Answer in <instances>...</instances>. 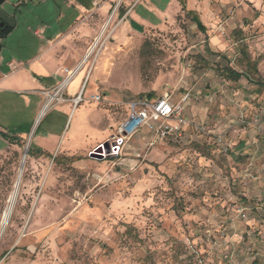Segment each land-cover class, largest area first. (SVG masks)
<instances>
[{
    "label": "rangeland",
    "instance_id": "1",
    "mask_svg": "<svg viewBox=\"0 0 264 264\" xmlns=\"http://www.w3.org/2000/svg\"><path fill=\"white\" fill-rule=\"evenodd\" d=\"M26 1L0 4L18 26L0 47L3 65L31 50L20 47L31 40L28 25L62 28L53 0ZM134 6L87 53L88 89L59 147L114 134L129 102L151 92L184 106L182 135L152 145L142 129L122 155L92 148L76 162L29 156L36 130L59 136L66 118L44 100L35 122L34 94L0 91V129L21 138L0 133V228L23 165L0 264H264V87L222 75L258 60L264 79V0H128L125 8Z\"/></svg>",
    "mask_w": 264,
    "mask_h": 264
},
{
    "label": "crops",
    "instance_id": "2",
    "mask_svg": "<svg viewBox=\"0 0 264 264\" xmlns=\"http://www.w3.org/2000/svg\"><path fill=\"white\" fill-rule=\"evenodd\" d=\"M29 1L32 3L37 2L41 5L46 0ZM53 1L59 8L57 22L62 28L53 30L51 25L42 19L35 23L36 25H32L35 26L34 31L32 26L28 25L26 32L30 34L31 40L29 44L20 42V47L32 48L26 55H13L12 59L6 64L4 63V65L0 61V88H3L0 91H7L6 93L25 91L28 94H34L37 102L36 112L38 113L35 118L36 122L44 106L45 98L42 92L55 88L66 80L64 95L68 100L55 104L59 105L56 106L58 112L66 118L59 136H51L52 131L49 127L42 130L38 135H36L38 132L36 130L32 144L34 143L36 147L49 152L53 157H55L53 154L56 152L62 153L66 160L73 156L80 157V159L74 161L69 160L76 162L83 159L82 155L88 153L92 148H96L99 144L106 142L112 135V133H107V136L94 141L90 139L89 142L83 145L84 149H80L76 140H68L63 151L64 141L59 147L61 133L65 129V124L69 120L70 114L81 104V102L76 104L73 99L79 94H82V97L85 96L88 89L87 85L90 77L87 76L86 55L95 44L97 37L99 38L98 34L104 26L107 28L108 23L113 21V19L120 16L124 17L125 14L130 15L138 5L127 9L125 5H127L128 0ZM57 1L62 3L58 4ZM3 2L4 0L0 4ZM26 3L27 1L23 0V5H26ZM93 14L97 15L94 23H92V18L95 19ZM0 17L12 26L11 32L6 37H0V44L5 46L9 36L17 31L18 26L13 17L1 6ZM81 64L83 66L80 69ZM78 68L80 72L78 71L74 74V71H77ZM68 70H71L72 76H70ZM26 102L30 103L28 98ZM103 132L106 133L107 131L102 130Z\"/></svg>",
    "mask_w": 264,
    "mask_h": 264
},
{
    "label": "built area",
    "instance_id": "3",
    "mask_svg": "<svg viewBox=\"0 0 264 264\" xmlns=\"http://www.w3.org/2000/svg\"><path fill=\"white\" fill-rule=\"evenodd\" d=\"M72 76L71 70H68ZM67 81L65 80L59 86L50 90H44L45 98L44 109H48L58 103L67 101L64 95V89ZM94 100L101 101V96H93ZM188 99L186 95L183 102ZM83 100L82 94H79L73 99L78 104ZM129 115L118 126L116 132L109 139V145L106 146L103 142L99 144L94 151L103 157L107 155L119 156L123 152V147L127 139L140 132L142 129H147L152 135V145L156 142L164 141L173 136H181L183 128L187 121L184 116V106L181 103H175L169 92H164L157 98L140 97L129 102Z\"/></svg>",
    "mask_w": 264,
    "mask_h": 264
},
{
    "label": "trees",
    "instance_id": "4",
    "mask_svg": "<svg viewBox=\"0 0 264 264\" xmlns=\"http://www.w3.org/2000/svg\"><path fill=\"white\" fill-rule=\"evenodd\" d=\"M19 5V4H18ZM17 5V6H18ZM183 10H186L185 7H183ZM186 14L190 17L191 16V20H193V22L199 27V29L201 30H205V26L203 25L202 21L200 20V18L198 17L197 14L194 13V11L189 10L186 12ZM4 22V26L0 28V37L4 38L6 37L12 30V26L10 24H8L6 21H4L1 17H0V22ZM2 45L0 44V47ZM249 69L246 72L243 71H239L235 68H232L230 66H226L223 68L222 70V75L226 80H230V81H239L242 77L247 78V80L253 84L258 85L259 87H264V79L261 78L260 76H258L259 74V70H258V60L255 61H249ZM147 97L149 98H154V94L151 92L149 94H147ZM1 135L8 141L16 143V144H20L21 143V138L19 137V135L17 134H13L10 131H3L0 130ZM28 155L29 156H47V157H53L49 152L42 150L41 148L36 147L34 144H32L29 148H28ZM54 160H57L59 157L55 156L53 157ZM71 161L80 159V157H70L67 158Z\"/></svg>",
    "mask_w": 264,
    "mask_h": 264
},
{
    "label": "bare ground",
    "instance_id": "5",
    "mask_svg": "<svg viewBox=\"0 0 264 264\" xmlns=\"http://www.w3.org/2000/svg\"><path fill=\"white\" fill-rule=\"evenodd\" d=\"M105 28H106V26H104V29ZM81 66H83V64H81ZM81 66L79 67L80 69H81ZM79 68H78L77 71H74V74H76L79 71ZM22 175H23V168L21 167V169L18 172L17 181H16V184H15V187H14V191L10 195L7 208L5 209V212L3 214L2 225H1V228H0V236L2 235L4 229H5L6 225H7V222L9 220L10 214H11V212L13 210V207H14V204H15V201H16V198H17L18 190L20 188L19 186H20V183H21V180H22Z\"/></svg>",
    "mask_w": 264,
    "mask_h": 264
},
{
    "label": "water",
    "instance_id": "6",
    "mask_svg": "<svg viewBox=\"0 0 264 264\" xmlns=\"http://www.w3.org/2000/svg\"><path fill=\"white\" fill-rule=\"evenodd\" d=\"M2 1H3V0H0V2H2ZM3 26H4V22L2 21V22H0V28L3 27ZM105 145L108 146V145H109V142L107 141V142L105 143ZM91 154H92L93 156H94V155H99V154H97L96 152H92ZM99 156H100V157H103L102 155H99ZM21 167L23 168V165H22Z\"/></svg>",
    "mask_w": 264,
    "mask_h": 264
}]
</instances>
